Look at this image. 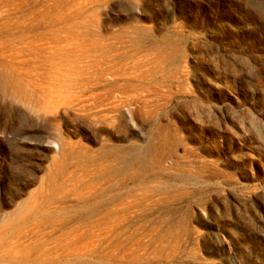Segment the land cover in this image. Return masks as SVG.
Here are the masks:
<instances>
[{
    "label": "rangeland",
    "instance_id": "374dc122",
    "mask_svg": "<svg viewBox=\"0 0 264 264\" xmlns=\"http://www.w3.org/2000/svg\"><path fill=\"white\" fill-rule=\"evenodd\" d=\"M19 215L20 264H264V0H0Z\"/></svg>",
    "mask_w": 264,
    "mask_h": 264
},
{
    "label": "bare ground",
    "instance_id": "6f19581e",
    "mask_svg": "<svg viewBox=\"0 0 264 264\" xmlns=\"http://www.w3.org/2000/svg\"><path fill=\"white\" fill-rule=\"evenodd\" d=\"M4 110V109H3ZM40 218H38L39 220ZM21 221V215H19L17 217V220L14 224H3L1 226L2 229V233L0 232V264H20V262L23 260L22 258H26L25 257V253L26 250L25 249V245H24V238L20 235V224ZM32 221V220H31ZM30 221V223H31ZM19 222V223H18ZM42 222V221H41ZM33 223V221H32ZM39 223V222H38ZM23 224V223H22ZM26 224V223H25ZM26 225H29V223H27ZM25 226V225H24ZM41 226V225H40ZM23 227V225H22ZM36 228V226H35ZM39 228V226H38ZM41 228V227H40ZM30 229V227L28 228ZM27 229V230H28ZM34 229V228H33ZM26 230V229H25ZM32 229H30L31 231ZM35 231V230H34ZM23 233V232H22ZM27 233V232H26ZM32 233V232H31ZM2 234L5 235V239L2 238ZM23 235V234H22ZM38 235V234H37ZM49 235V234H48ZM46 234V236H48ZM25 236V235H24ZM34 236V235H33ZM50 237V236H49ZM28 238V237H27ZM26 238V239H27ZM34 238V237H33ZM47 238V237H46ZM31 239V238H30ZM28 238V240H30ZM51 238H49L50 240ZM27 240V241H28ZM32 240V239H31ZM26 241V240H25ZM26 241V242H27ZM33 241V240H32ZM46 241V240H45ZM49 242V241H48ZM29 244V242H28ZM33 244V243H32ZM31 245V244H29ZM36 245V244H35ZM30 248V247H29ZM32 248V247H31ZM25 249V250H24ZM51 251V250H50ZM36 252H39V250H37ZM41 252V250H40ZM47 254V252H45ZM29 250H28V253ZM50 255V254H49ZM30 258V257H29ZM27 260V259H26ZM26 262V261H25ZM22 263V262H21Z\"/></svg>",
    "mask_w": 264,
    "mask_h": 264
}]
</instances>
